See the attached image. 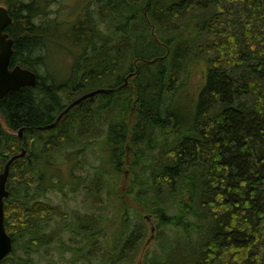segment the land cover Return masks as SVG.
Wrapping results in <instances>:
<instances>
[{
  "label": "trees",
  "instance_id": "trees-1",
  "mask_svg": "<svg viewBox=\"0 0 264 264\" xmlns=\"http://www.w3.org/2000/svg\"><path fill=\"white\" fill-rule=\"evenodd\" d=\"M0 1L13 18L7 32L15 41L14 65L37 71L44 59L37 51L57 41L66 42L73 56L65 81H44L38 73L36 87L0 100V174L14 155L28 153L11 166L4 207L14 251L1 264H61L57 249L71 251L73 258L62 257L69 264L126 262L122 253L133 233L127 224L111 231L86 224L75 212L52 228L57 210L45 200L53 188L74 191L85 181L74 158L63 167L70 181L47 169L103 122L110 123L104 165L119 172L116 178L127 164L131 173L143 165L129 188L138 189L139 206L163 232L160 250L154 248L144 264H264V36L255 31L264 34V0H244L249 12L238 10L259 60L239 48L221 0H93L64 32L59 27L65 22L49 19L45 4ZM203 34L210 39L201 53L207 55L206 83L185 121L166 104L181 85L190 45ZM135 64L138 72L125 89L88 97L66 111L99 88L122 86ZM111 72L116 84H109ZM127 109L135 114L127 118ZM21 129L22 138L16 134ZM162 144V152L145 155ZM146 158L154 164L146 166ZM166 192L178 198L171 203Z\"/></svg>",
  "mask_w": 264,
  "mask_h": 264
},
{
  "label": "rangeland",
  "instance_id": "rangeland-1",
  "mask_svg": "<svg viewBox=\"0 0 264 264\" xmlns=\"http://www.w3.org/2000/svg\"><path fill=\"white\" fill-rule=\"evenodd\" d=\"M25 1L30 2L31 0ZM36 1L45 4V7H47L46 10L49 13V19L52 20L55 16H58L59 22L74 21L78 18L82 7L89 3L94 4L93 0ZM221 1V8L228 11L226 17L230 19L231 22V24H228V27L234 31L240 41L241 46L239 48L241 50H246L248 58L250 55H254L258 57L259 60V56L261 55L258 56L257 51L253 48L255 39H250L245 34V27L243 26L241 14L238 12L241 7L242 9L247 7L246 12H249V6L244 4V0H241L242 2L239 0ZM1 3L0 1V5ZM89 8L91 9L93 6L90 5ZM252 26L253 25H251V27ZM66 29H68V25L66 24L59 27V30L63 32ZM252 29H254V26ZM255 31H259L260 35L264 36L263 31L258 29H255ZM58 35L60 37V35L65 34L58 32ZM209 42L210 39L203 34L197 41L190 45L193 51L188 53L187 58L189 59H185L187 60L186 71L181 77V85L177 91L170 93L169 98L172 102L166 104V109H177L178 115L182 116L185 121L193 117H187L188 115L186 113L190 112V114H193L196 111L200 91L204 83H206L205 79L208 65L207 55L201 53L205 51L204 48H208ZM53 44L54 45L48 50L37 51L44 56L43 63L37 67V71L44 81L53 80L62 82L71 74L73 56L70 54V48L66 42L57 41ZM201 44H203V46ZM191 57L194 58L191 59ZM251 61H254V63L256 62L255 59ZM116 76V73L110 75L109 84H116L118 82V77ZM129 84H132V82ZM130 113L135 114L134 111L127 109L125 111V116L128 118L131 116ZM185 121L183 122L184 124ZM109 128L110 123L104 122L102 127L99 125L96 129L89 127V130L81 137L80 141L76 143L74 147H70L65 151L64 154L66 158L63 155L59 156L55 160L54 165L47 169L48 174H55L58 178L64 179V181H70L71 179L67 178L68 171L63 172V167L67 164V158H74L76 164H78L76 174L85 178L84 182L77 185V190L73 191L69 189V187L62 190L57 187L47 192L48 195L45 200L48 201V203L54 204L57 210V215L55 216L56 223L52 228L62 226L65 222V218L68 216V221H70L71 216L75 212L82 215L86 224H90V226H111L112 231H116L119 226H123L125 223L129 226V231L133 233L123 253L121 252L125 259H127L124 264H144L146 259L152 255V250L154 248L160 250L159 240L163 237V232H158L159 227H157L153 217L151 215L149 217L139 206V202L136 199L138 189L136 187L134 189L129 188L133 175L137 183L138 176H136L135 170L141 173L143 165L135 167L132 173L128 169V164L125 165L124 171L121 172L123 175L122 178H116L119 176V172L116 173L114 167L104 165L108 157V154L104 151L107 147ZM16 134H18V132ZM88 141H90L89 144H87ZM158 141H162L161 138H158ZM97 142L98 144H96ZM164 143L170 145V142L166 139ZM165 149L166 146L164 144L157 146L156 149L150 147L147 149L145 155L160 153ZM144 163L146 166L154 164L153 161L147 158L144 160ZM101 168H104V170ZM146 177H148V173H146ZM115 179L118 180L115 182ZM56 181V178L53 179L54 184H56ZM73 181H76V179H73ZM87 185L89 189L86 191L83 187ZM112 194L113 196L109 197ZM164 197L166 200L170 199L171 203L178 198L174 197L170 192H166ZM173 238L172 235V237L168 239L170 240L169 246L174 243V240H171ZM66 245V247L69 248L71 243ZM44 249L47 251V248ZM54 256H56L61 264H69L63 261L62 257L68 260L73 258L69 249L65 252L62 249L54 250ZM115 257H117V253ZM95 263L96 261H94V264ZM77 264L89 263L85 260L79 261Z\"/></svg>",
  "mask_w": 264,
  "mask_h": 264
},
{
  "label": "water",
  "instance_id": "water-1",
  "mask_svg": "<svg viewBox=\"0 0 264 264\" xmlns=\"http://www.w3.org/2000/svg\"><path fill=\"white\" fill-rule=\"evenodd\" d=\"M12 22L13 18L11 17L9 10L4 6H0V99H2L11 91H17L25 87H35L38 82V76L35 71L25 68L21 65L15 66L12 64V60L16 51L14 49L13 39L10 38L9 34L6 32L7 27ZM131 76H133L132 73L128 78H126L124 86L127 85L128 79ZM123 87L118 89H101L92 94L86 95L71 104V106L66 111L70 110L74 105L78 104L84 98L99 93H114ZM25 155L26 151L23 150L21 154L11 158L5 167V171L0 175V261L3 260L13 250V239L6 230L4 211V200L9 195L7 190L9 170L11 164L15 160L24 157Z\"/></svg>",
  "mask_w": 264,
  "mask_h": 264
}]
</instances>
